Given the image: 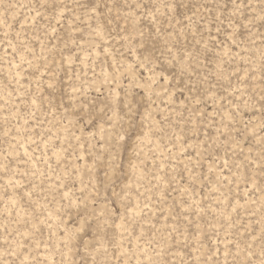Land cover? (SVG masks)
Instances as JSON below:
<instances>
[{
  "label": "rangeland",
  "instance_id": "374dc122",
  "mask_svg": "<svg viewBox=\"0 0 264 264\" xmlns=\"http://www.w3.org/2000/svg\"><path fill=\"white\" fill-rule=\"evenodd\" d=\"M0 264H264V0H0Z\"/></svg>",
  "mask_w": 264,
  "mask_h": 264
}]
</instances>
